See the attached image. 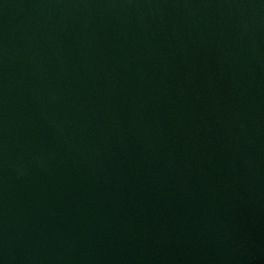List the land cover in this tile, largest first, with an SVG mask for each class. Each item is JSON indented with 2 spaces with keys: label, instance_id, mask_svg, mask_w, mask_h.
Instances as JSON below:
<instances>
[{
  "label": "water",
  "instance_id": "95a60500",
  "mask_svg": "<svg viewBox=\"0 0 264 264\" xmlns=\"http://www.w3.org/2000/svg\"><path fill=\"white\" fill-rule=\"evenodd\" d=\"M0 264H264V0H0Z\"/></svg>",
  "mask_w": 264,
  "mask_h": 264
}]
</instances>
